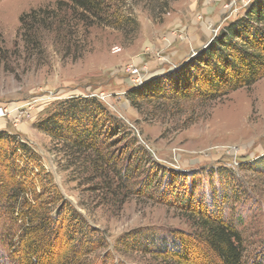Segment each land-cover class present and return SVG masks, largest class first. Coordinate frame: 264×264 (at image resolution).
I'll return each mask as SVG.
<instances>
[{
  "label": "rangeland",
  "instance_id": "1",
  "mask_svg": "<svg viewBox=\"0 0 264 264\" xmlns=\"http://www.w3.org/2000/svg\"><path fill=\"white\" fill-rule=\"evenodd\" d=\"M57 1L65 0L0 1V131L18 135L43 157L66 200L101 231L111 249L127 235L168 240L190 232L182 211L167 203L171 196L158 183L162 174L152 187L146 184L158 173L151 165L131 162L135 170L128 199L114 195V188L99 192L88 173L66 169V157L37 129L54 102L96 96L122 119L131 138L143 143L154 162L197 173L201 192L209 191L211 175L224 182L221 169L237 170L247 196L239 192L228 215L242 223L246 260L262 256L264 174L245 165L264 157V79L208 105L153 101L139 110L126 98L131 88L175 73L193 52L242 16L252 0H112L113 9L119 11L114 19L129 18L128 26L80 30L72 47L48 33L42 50L27 51L19 38L20 18ZM65 31L61 28L58 33ZM130 153L143 155L133 149ZM10 227L0 214V258L7 255L2 242ZM98 255L96 264H101L105 254ZM110 257L107 264H172L131 249L114 250Z\"/></svg>",
  "mask_w": 264,
  "mask_h": 264
},
{
  "label": "trees",
  "instance_id": "2",
  "mask_svg": "<svg viewBox=\"0 0 264 264\" xmlns=\"http://www.w3.org/2000/svg\"><path fill=\"white\" fill-rule=\"evenodd\" d=\"M112 6V0L57 1L24 14L19 38L31 52L43 49L48 33L57 34L56 41L72 47L80 30L130 24L129 18L114 19L119 11ZM61 28H66L65 33H58ZM263 79L264 0H252L242 16L182 62L175 73L131 88L126 98L139 110L153 101L208 105ZM36 127L66 157V169L88 173L99 192L110 193L114 188V195L128 199L135 170L131 162L151 165L158 173L146 184L152 187L162 174L158 183L171 196L167 203L182 211L191 231L168 240L159 235L143 239L142 234L127 235L111 249L101 231L91 227L66 200L43 157L18 135L0 131V214L11 224L2 242L8 247L7 255L0 258V264H96L98 254H105L101 264H107L111 252L128 249L172 264H264V253L246 260L242 223L228 215L230 204L238 203L239 192L247 196L237 170L221 169L224 182L211 175L209 191L201 192L197 173L154 162L143 143L131 138L122 119L97 97L54 102ZM131 149L142 153V158L134 153L128 156ZM245 167L264 174V157Z\"/></svg>",
  "mask_w": 264,
  "mask_h": 264
},
{
  "label": "built area",
  "instance_id": "3",
  "mask_svg": "<svg viewBox=\"0 0 264 264\" xmlns=\"http://www.w3.org/2000/svg\"><path fill=\"white\" fill-rule=\"evenodd\" d=\"M133 74H137V72H134V71H133ZM89 97H96V96H89Z\"/></svg>",
  "mask_w": 264,
  "mask_h": 264
},
{
  "label": "water",
  "instance_id": "4",
  "mask_svg": "<svg viewBox=\"0 0 264 264\" xmlns=\"http://www.w3.org/2000/svg\"><path fill=\"white\" fill-rule=\"evenodd\" d=\"M196 54V52H193V55ZM192 56V55H191Z\"/></svg>",
  "mask_w": 264,
  "mask_h": 264
}]
</instances>
